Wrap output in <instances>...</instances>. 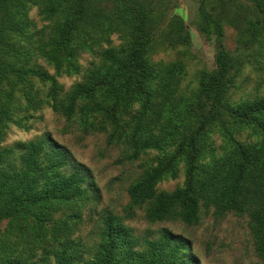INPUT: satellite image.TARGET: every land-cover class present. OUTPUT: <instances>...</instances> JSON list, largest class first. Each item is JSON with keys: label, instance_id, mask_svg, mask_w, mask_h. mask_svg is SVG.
Instances as JSON below:
<instances>
[{"label": "trees", "instance_id": "16d2710c", "mask_svg": "<svg viewBox=\"0 0 264 264\" xmlns=\"http://www.w3.org/2000/svg\"><path fill=\"white\" fill-rule=\"evenodd\" d=\"M114 1L120 5L117 10L108 9L110 0H0V125L26 128L22 123L29 115L19 117L14 111L15 92L22 86L24 110L36 111L46 104L68 120L80 114L86 134L112 130L110 142L126 138L132 149L129 161L154 146L163 150L176 145L172 157L129 188L133 203L147 206L152 223L176 220L197 226L202 202L219 216L248 215L256 252L264 264V145L237 143L217 157L201 141L212 124L223 126L225 113L241 125H257L264 133V99L236 106L225 101L230 61L220 34L218 74L203 84L210 102L207 116L191 134L181 131L179 123L171 119L169 127H162L167 131L163 139L145 136L144 127L155 119L144 117L147 112L157 113L158 98L166 104L176 74L151 60L152 4L147 0ZM29 4L37 5L51 23L45 28L49 32L39 39L42 31H32L27 20ZM116 34L123 44L105 48ZM35 53L52 64L59 76L78 74L83 54L96 55L100 61L90 64L83 81L61 97L59 84L46 71L30 66ZM32 79L52 82L49 100L40 97ZM134 102L142 104L138 114L143 118L128 134L129 123L123 115ZM184 113L180 110L178 116L182 118ZM92 118L100 119L96 123ZM23 150L19 162L12 158L13 149L0 151V223L16 222L0 234V264L81 263L80 245L69 226V220L78 216L65 220L55 216L62 204L85 199L89 193L97 195L90 169L50 137L31 142ZM181 161L186 162L190 177L185 187L158 192L156 186L164 177L177 178L176 166ZM100 236L96 257L82 264H123L126 260L128 264H177L181 255L188 256L182 264H199L186 251L189 242L168 230L158 241L146 240L145 251L134 253L130 231L118 217L108 214Z\"/></svg>", "mask_w": 264, "mask_h": 264}, {"label": "rangeland", "instance_id": "374dc122", "mask_svg": "<svg viewBox=\"0 0 264 264\" xmlns=\"http://www.w3.org/2000/svg\"><path fill=\"white\" fill-rule=\"evenodd\" d=\"M34 1V0H33ZM152 4L150 34L153 41L151 60L165 71L172 68L176 74L175 85L168 92L166 104L162 99L156 107L157 113L147 112L144 119H155L150 126L144 127V135L153 134L155 139H163L171 119L179 123L181 131L193 133L210 110V102L203 91L204 82L218 74L216 57L219 37L226 46L230 61L228 74L229 86L225 101L236 106L242 102L264 99V0H147ZM108 9L117 10L119 3L110 0ZM27 20L32 31H42L51 25L37 5L29 4ZM254 24L256 29H252ZM123 44L118 34L111 37V44L104 47H120ZM100 58L90 53L83 54L78 65L80 72L72 76L57 74L55 67L37 53L34 54L31 67L46 71L51 79L62 88L61 97L68 94L83 81L90 64L99 63ZM35 90L47 101L52 82L32 79ZM16 89L14 111L17 116L29 115L19 128L9 123L0 125V151L13 149V159L20 161L24 146L50 137L52 141L65 147L73 157L90 169L97 187V195L89 193L87 198L69 204L60 205L56 219L69 220L72 238L80 246V260L87 262L96 257L101 244V231L104 218L108 214L118 217L119 221L131 233L135 241L134 253L145 251L146 240L158 241L164 230L175 236H182L189 242L186 249L199 264H263L256 252L254 236L250 228V217L228 213L219 216L213 207L201 203V220L197 226H186L180 221L152 223L147 218V206L133 203L129 188L158 168L165 159L172 157L177 146L163 150L154 148L144 150L136 160L129 161L132 153L126 138L110 142L109 132L83 130L82 115L72 120L55 112L51 106L44 105L36 111L24 110L25 101ZM8 88V87H6ZM161 110L164 113H160ZM184 116H178L179 111ZM140 102H134L123 118L129 123V134L142 117ZM143 118V117H142ZM93 119L96 123L99 121ZM159 122L157 126L154 124ZM223 126L217 122L210 126L207 134L201 138L202 146L213 149L217 157L223 156L230 146L237 143L264 145V133L255 124H239L230 114L225 113ZM146 123V122H145ZM209 159H207L208 161ZM177 178L167 175L158 182V192H173L185 187L190 177L188 166L181 161L176 166ZM9 221L0 223V234L10 227ZM188 256L181 255L177 264L184 263ZM123 264H128L127 260Z\"/></svg>", "mask_w": 264, "mask_h": 264}]
</instances>
